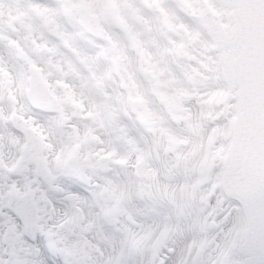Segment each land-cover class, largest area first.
<instances>
[{"label": "snow or ice", "instance_id": "6c2138e0", "mask_svg": "<svg viewBox=\"0 0 264 264\" xmlns=\"http://www.w3.org/2000/svg\"><path fill=\"white\" fill-rule=\"evenodd\" d=\"M0 264H264V0H0Z\"/></svg>", "mask_w": 264, "mask_h": 264}]
</instances>
